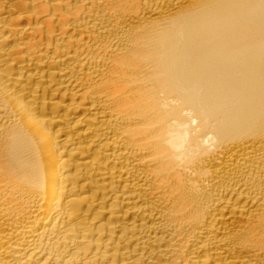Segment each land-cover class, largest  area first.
Masks as SVG:
<instances>
[{
	"label": "bare ground",
	"instance_id": "bare-ground-1",
	"mask_svg": "<svg viewBox=\"0 0 264 264\" xmlns=\"http://www.w3.org/2000/svg\"><path fill=\"white\" fill-rule=\"evenodd\" d=\"M0 264H264V0H0Z\"/></svg>",
	"mask_w": 264,
	"mask_h": 264
}]
</instances>
